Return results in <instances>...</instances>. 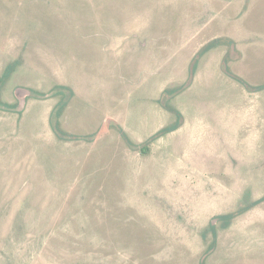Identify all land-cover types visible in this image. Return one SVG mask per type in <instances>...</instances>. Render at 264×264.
I'll return each mask as SVG.
<instances>
[{
  "label": "rangeland",
  "instance_id": "1",
  "mask_svg": "<svg viewBox=\"0 0 264 264\" xmlns=\"http://www.w3.org/2000/svg\"><path fill=\"white\" fill-rule=\"evenodd\" d=\"M0 264H264V0H0Z\"/></svg>",
  "mask_w": 264,
  "mask_h": 264
},
{
  "label": "trees",
  "instance_id": "2",
  "mask_svg": "<svg viewBox=\"0 0 264 264\" xmlns=\"http://www.w3.org/2000/svg\"><path fill=\"white\" fill-rule=\"evenodd\" d=\"M169 128H164L163 130H161V131H165V130H168ZM173 129V128H172ZM159 133H160V131H159Z\"/></svg>",
  "mask_w": 264,
  "mask_h": 264
}]
</instances>
